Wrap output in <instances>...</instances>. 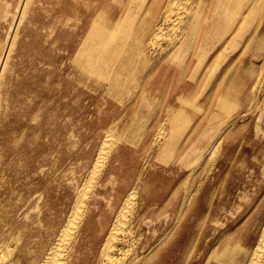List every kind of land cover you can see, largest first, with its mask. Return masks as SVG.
<instances>
[{
	"label": "bare ground",
	"instance_id": "1",
	"mask_svg": "<svg viewBox=\"0 0 264 264\" xmlns=\"http://www.w3.org/2000/svg\"><path fill=\"white\" fill-rule=\"evenodd\" d=\"M83 1L90 5L81 11L85 18L74 25L81 31L73 36L66 55V77L91 97L118 104L137 99L147 107L181 85L192 94L172 93L164 98L173 100L170 104L148 113L154 121L141 147L137 144L144 129L136 118L127 132L104 129L91 149L82 180L65 200L63 218L36 246L20 233L5 238L6 227L0 233V264H172L195 257L196 229L205 226L211 208L221 201L203 185L200 177L206 172L187 168V158L197 148H205L210 157L222 154L227 144L224 131L234 118L242 119L253 109L262 75L260 64L250 61L249 55L264 50V21L255 25L264 0L212 4L199 0V5L197 0H129L117 22L103 19L110 15L99 14L103 5L98 4L119 6V0ZM202 12H207L205 21ZM163 36L167 43L160 46L159 58L148 59L147 46L154 50ZM219 51L233 56L220 60ZM164 61L183 68V73L161 82ZM231 92L243 96L248 105L223 133L209 136V128L196 127L199 122L186 135L181 132V105L202 97L211 109L203 119L217 118L237 109ZM128 151L135 156L134 169L124 160ZM167 152L172 156L166 157ZM177 162L184 163L173 184L166 181L162 192L152 194L153 181L174 171ZM158 164L161 169L152 172L150 167ZM259 204L254 229L243 242L227 236L210 249L202 264H264V196ZM227 206L232 207L230 200ZM161 215L169 216L164 228L147 225L145 230L147 218Z\"/></svg>",
	"mask_w": 264,
	"mask_h": 264
},
{
	"label": "rangeland",
	"instance_id": "2",
	"mask_svg": "<svg viewBox=\"0 0 264 264\" xmlns=\"http://www.w3.org/2000/svg\"><path fill=\"white\" fill-rule=\"evenodd\" d=\"M214 1L204 0L210 4ZM196 2L199 5V0ZM128 4L129 0H119V6L99 3L103 7L98 13L110 15L103 19L117 22L121 17L117 14ZM89 5L83 0H0V233L7 227L5 238L20 233L30 246L39 245L41 238L63 218L65 200L82 180L91 149L104 129L116 127L117 132H127L130 121L136 118L144 129L137 144L141 147L149 138L154 121L148 113L170 104L173 100L164 98L172 93L192 94L181 85L147 107L137 99L118 104L94 94L91 97L88 90L66 77V55L73 36L81 31L74 25L85 18L81 11ZM118 16L117 20L112 19ZM200 16L204 21L208 18L207 12ZM258 21H264V6L255 25ZM166 43L163 36L154 50L147 46V58H159L160 46ZM216 56L227 62L233 54L221 55L219 51ZM193 58L194 55L191 61ZM249 60L260 64L262 80L253 109L245 117L234 118L248 105L235 92L229 93L237 103L235 112L225 111L217 118L203 119L211 109H207L202 97H192L191 103L179 107L184 135L198 122L201 124L197 128L210 129L209 136L223 133L233 118L234 123L224 131L227 144L222 154L210 157L205 148H197L186 159L187 168L206 172L200 177L203 185L221 202L211 208L213 214L205 226L196 229L199 250L195 257L188 255L172 264H192L195 260L202 264L210 249L226 241L227 236H236L243 242L244 235L254 229L264 196V50L257 56L250 54ZM160 71L162 76L158 79L165 82L175 72L183 73V68L178 70L164 61ZM160 115L161 111L156 114ZM164 155L170 157L172 152ZM124 160L130 168L136 167L133 152H126ZM183 163H175L174 171L154 180L152 194L162 192L166 181L172 185L181 172L177 168ZM160 166L150 170L156 173ZM221 207L224 212L219 211ZM168 221L169 216H153L143 226L145 230L147 225L159 230Z\"/></svg>",
	"mask_w": 264,
	"mask_h": 264
}]
</instances>
